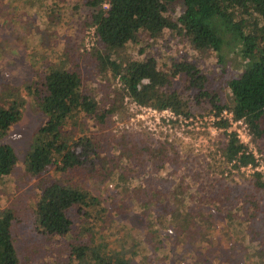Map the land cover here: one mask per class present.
I'll return each instance as SVG.
<instances>
[{
	"label": "rangeland",
	"instance_id": "obj_1",
	"mask_svg": "<svg viewBox=\"0 0 264 264\" xmlns=\"http://www.w3.org/2000/svg\"><path fill=\"white\" fill-rule=\"evenodd\" d=\"M31 1L0 0V101L14 96L22 102L20 120L2 139L12 146L18 162L0 185V211L10 207L15 212L12 232L20 264H65L62 238H48L36 231L37 191L55 175L52 170L40 175L25 172L26 153L45 115L22 86L48 63L79 71L85 89L95 94L102 105L110 103L112 84L100 77L94 66L91 50L97 45V37L90 49L85 48L90 29L82 24L86 10L74 9L76 0H36L40 3L36 7ZM50 8L54 13L44 12ZM170 10L173 16L178 15L183 10L181 0H175ZM142 38L141 44L129 43L122 54L135 59L155 55L160 62H168L170 57L194 62L208 75L209 90L224 98L227 80L242 69L237 55L227 53L220 63L214 52L196 50L176 32H164L157 39L143 34ZM170 88L188 101L189 115L207 116L212 112L207 103L198 104L192 99L182 78H175ZM112 105L107 123L90 129L97 136L98 161L106 166L104 171L76 170L71 172L70 180L99 197L108 214L106 239L126 264H207L210 256L204 255L202 240L213 215L216 221L233 223L235 229L246 227L251 241L263 253L249 256L252 249L246 248L236 235H230L229 242L241 244L246 256L238 252L234 257L230 248L231 252L222 256L227 255L230 262L225 259L224 264H264V189L254 185V174L207 155L228 134L180 131L176 121L169 127L165 120L156 123L147 110L134 108L127 96ZM260 125L264 131V116ZM200 136L203 141L195 151L193 142ZM253 145L264 163V132L257 143L253 140ZM160 163L164 168H159ZM180 180L182 191L188 195L176 205L171 192L174 186L178 189ZM71 214L78 217L75 212ZM73 228L74 232L81 229L76 222ZM54 255L60 259L54 260Z\"/></svg>",
	"mask_w": 264,
	"mask_h": 264
},
{
	"label": "trees",
	"instance_id": "obj_2",
	"mask_svg": "<svg viewBox=\"0 0 264 264\" xmlns=\"http://www.w3.org/2000/svg\"><path fill=\"white\" fill-rule=\"evenodd\" d=\"M103 1L76 0L73 8H84L82 24L95 27L97 45L91 55L99 76L112 84L110 103L102 105L85 89L79 71L57 63L46 64L22 86L45 115L26 153L25 172L40 175L52 170L55 175L37 191L36 231L48 238H62L65 264H126L106 239L107 209L99 197L70 180L76 170L104 171L106 166L98 161L99 142L90 129L107 123L116 100L127 96L140 105L188 115V101L170 88L180 77L196 103H207L209 111L216 113L228 109L235 118H242L256 143L264 132L260 125L264 116V0H181L183 10L176 16L170 10L175 0H109L107 9L101 7ZM38 4L31 1L34 7ZM44 12L51 14L54 10ZM164 32L182 35L196 50L214 52L220 63L227 53L240 58L241 72L227 80L225 98L209 90L208 75L194 62L173 57L160 62L155 55L135 59L122 54L129 43L141 44L143 34L157 39ZM12 97L0 101V185L18 162L12 146L2 141L22 115L20 98ZM218 123L227 126L226 121ZM74 125H79L78 130ZM227 136L210 148L209 158L240 165L253 160L234 132ZM159 168L164 165L160 163ZM253 183L264 189L258 174ZM177 187L169 191L176 205L188 195L182 191L181 180ZM178 192L184 195L179 197ZM71 212L78 217L73 218ZM15 220L12 208L0 211V264H20L12 232ZM74 222L81 228L77 232ZM56 258L59 256L54 255Z\"/></svg>",
	"mask_w": 264,
	"mask_h": 264
},
{
	"label": "built area",
	"instance_id": "obj_3",
	"mask_svg": "<svg viewBox=\"0 0 264 264\" xmlns=\"http://www.w3.org/2000/svg\"><path fill=\"white\" fill-rule=\"evenodd\" d=\"M101 7L107 9L109 7V0H104L101 4ZM89 36L85 39V48L92 47L94 45L96 34L95 27H89ZM130 102L133 104L134 108H139L143 110H147L153 116L156 123H161L163 120L167 122V127L171 126L174 121H176L180 125V131H184L185 129L195 132H216V131H225L227 134L234 132L239 141L244 145V150L246 153H251L253 155V160L240 165L236 161L230 163L231 167L233 163L238 165L237 167L242 171H245L249 174H258L261 181L264 183V163L259 158L256 149L253 145L252 135L249 131L247 123L242 118H235L232 111L228 109H222L220 112H211L207 116L200 115H186L181 113H175L170 109L159 110L150 106H144L136 103L131 98ZM226 121L227 126L219 125L218 122ZM202 137H197V142H193L194 150H198L199 143L202 142ZM196 140V139H195Z\"/></svg>",
	"mask_w": 264,
	"mask_h": 264
},
{
	"label": "crops",
	"instance_id": "obj_4",
	"mask_svg": "<svg viewBox=\"0 0 264 264\" xmlns=\"http://www.w3.org/2000/svg\"><path fill=\"white\" fill-rule=\"evenodd\" d=\"M232 220L233 222H235L233 218ZM209 221H210L209 229L207 230L205 229V234H207V236L204 237L202 240V245L204 246V249H202V251L205 256H210L207 264H215V263L224 264L225 259H227V261L230 262V259L227 257V255L222 257L224 253L228 254L229 252H231L230 248L233 250L234 257L237 255L238 252L240 255L246 256V254L242 252L243 246L241 244H238L234 241L229 242L228 237L230 235L232 236L236 235L237 240L243 243L246 248L252 249V251L248 253L249 256H254V257H257L258 255L262 256L263 253H261L258 247L254 245V243L251 241L252 238L251 236H249L250 231L246 229V227L242 226L240 227V229L239 228L235 229L233 223L229 224V221L221 222V219L216 221V217L214 215L210 217ZM239 223L241 224V222ZM238 232L242 233L241 237L238 236L240 233L237 235ZM244 232L247 234L245 235Z\"/></svg>",
	"mask_w": 264,
	"mask_h": 264
}]
</instances>
